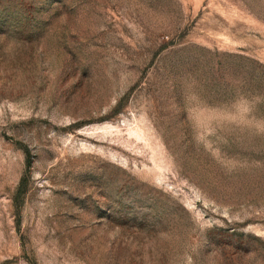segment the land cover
Masks as SVG:
<instances>
[{
	"label": "rangeland",
	"instance_id": "rangeland-1",
	"mask_svg": "<svg viewBox=\"0 0 264 264\" xmlns=\"http://www.w3.org/2000/svg\"><path fill=\"white\" fill-rule=\"evenodd\" d=\"M0 264H264V0H0Z\"/></svg>",
	"mask_w": 264,
	"mask_h": 264
}]
</instances>
